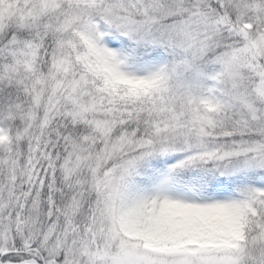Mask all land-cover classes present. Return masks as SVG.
<instances>
[{"label":"snow or ice","instance_id":"snow-or-ice-1","mask_svg":"<svg viewBox=\"0 0 264 264\" xmlns=\"http://www.w3.org/2000/svg\"><path fill=\"white\" fill-rule=\"evenodd\" d=\"M0 264H264V0H0Z\"/></svg>","mask_w":264,"mask_h":264}]
</instances>
